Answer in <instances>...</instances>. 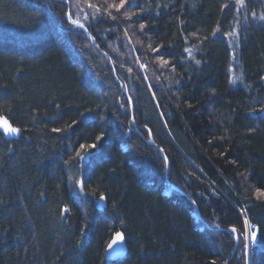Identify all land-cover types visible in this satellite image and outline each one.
<instances>
[{"label":"trees","instance_id":"1","mask_svg":"<svg viewBox=\"0 0 264 264\" xmlns=\"http://www.w3.org/2000/svg\"><path fill=\"white\" fill-rule=\"evenodd\" d=\"M87 2L0 0V264H264V0Z\"/></svg>","mask_w":264,"mask_h":264},{"label":"rangeland","instance_id":"2","mask_svg":"<svg viewBox=\"0 0 264 264\" xmlns=\"http://www.w3.org/2000/svg\"><path fill=\"white\" fill-rule=\"evenodd\" d=\"M65 1V12H64V15L63 17L65 18V20L67 21V26H71L72 24V21L75 20L73 19V16H77V17H80L81 19H83L86 14L89 13V9H92V7H89V4L87 2V0H63ZM93 6V5H92ZM89 8V9H88ZM95 8V7H94ZM71 17V18H70ZM71 23V24H70ZM124 39L127 40V44H125V40L121 42V48H125V49H128V41L130 40L129 38L125 37ZM120 48V49H121ZM119 49V50H120ZM121 51V50H120ZM126 52V51H125ZM121 56V54H120ZM122 61H123V66L124 67H127V69H129V65L133 66V65H139V66H142L144 65V62L140 56L139 53H137L135 50L131 51V50H128L125 54H124V57H121ZM128 62V63H127ZM157 62H158V65L160 66H163L161 64V60L160 59H157ZM160 68V67H159ZM148 72L150 70V68H147ZM251 231H254V229H252L249 225L245 228V231L244 233L246 232H251ZM238 239V242L237 244H239V237H237ZM240 242H241V245L239 246V251L240 253H243L245 254V256H247L248 254V251L250 249V247H252L254 244L252 243H249L248 247L245 248V241H244V238L243 236L240 237ZM236 244V245H237ZM236 247V246H235ZM233 252H234V249H233Z\"/></svg>","mask_w":264,"mask_h":264},{"label":"water","instance_id":"3","mask_svg":"<svg viewBox=\"0 0 264 264\" xmlns=\"http://www.w3.org/2000/svg\"><path fill=\"white\" fill-rule=\"evenodd\" d=\"M87 37H90V35L88 33H87ZM103 54H105V53H103ZM130 103H131V101H130ZM0 118H2V119H0V131L3 134H5L7 138H17L18 137V134H19V131L17 133H15V134H6L4 132V130H3V123H2V121L3 120H7L8 123L11 126H12V124L9 122V120L5 116H0ZM12 127H14V126H12ZM14 128H16V127H14ZM150 141L152 142V140H150ZM171 186L173 188H175L174 185L171 184ZM97 208L99 210H101V211L104 210V208H105L104 197H103V199H101V197L99 198ZM196 215L197 216H200L198 211H196ZM219 230H227V231H230L231 229H228V228L227 229H221V228H219ZM234 238H235V246H236L238 239H237L236 236ZM110 245H111V247H109ZM126 251L127 250H126V244H125L124 235H123V233H122L121 230H117V231H115L113 233L110 241L108 242V244L106 246L105 253H104V259L106 261H113V260L120 259V258H122L126 254Z\"/></svg>","mask_w":264,"mask_h":264},{"label":"snow or ice","instance_id":"4","mask_svg":"<svg viewBox=\"0 0 264 264\" xmlns=\"http://www.w3.org/2000/svg\"><path fill=\"white\" fill-rule=\"evenodd\" d=\"M235 3L238 4L240 8L245 7L244 0H235ZM124 6H125V0H121V2L119 4L113 3L112 5H110V7L115 8L117 11H119ZM89 7H92V5H89ZM225 7H227V5H225ZM260 19L264 20V15H261ZM72 23L77 25V26H79V27H81V28L84 27V25L81 24L78 20H73ZM141 27H143V25ZM228 35L235 37L236 33L235 32H231V33H228ZM185 51H189L190 52L191 50L190 49H185ZM163 63L166 64L167 61H164ZM197 63H199V61H197ZM232 82H234V81H232ZM0 119H2V118H0ZM2 123H3V130H4V132L6 134H15V133H17L19 131V129L12 127L8 123L7 120H3ZM98 139H99V137H98ZM260 195L264 196V192H261ZM101 199H103V197H101ZM65 211H67V209H65ZM245 225H247V221H245ZM231 231L233 233H236L237 229L235 227H233L231 229ZM243 238H244V241H245V248H247L249 243H252V244L257 243V232L256 231L246 232V233L243 234ZM109 247H111V245Z\"/></svg>","mask_w":264,"mask_h":264},{"label":"bare ground","instance_id":"5","mask_svg":"<svg viewBox=\"0 0 264 264\" xmlns=\"http://www.w3.org/2000/svg\"><path fill=\"white\" fill-rule=\"evenodd\" d=\"M198 207L193 203V217L195 218V220H200L207 228H210L209 227V224L206 222L205 219H203L201 216H197L196 215V211H198ZM199 212V211H198ZM200 215V214H199ZM224 231H227V230H224ZM232 235H233V238L236 236V237H239L240 234H237V233H233L232 231H229ZM234 241H235V238H234ZM240 254V252H239Z\"/></svg>","mask_w":264,"mask_h":264}]
</instances>
